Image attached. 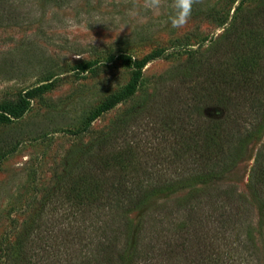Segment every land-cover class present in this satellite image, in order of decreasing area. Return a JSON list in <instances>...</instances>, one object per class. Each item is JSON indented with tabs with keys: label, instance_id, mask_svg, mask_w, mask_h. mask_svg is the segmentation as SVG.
Segmentation results:
<instances>
[{
	"label": "rangeland",
	"instance_id": "rangeland-1",
	"mask_svg": "<svg viewBox=\"0 0 264 264\" xmlns=\"http://www.w3.org/2000/svg\"><path fill=\"white\" fill-rule=\"evenodd\" d=\"M205 60L222 61L234 77L264 69V0H0V264H12L29 232L34 259L46 256L37 240L46 230L32 226L39 211L55 233L74 221L59 197L45 199L89 144L123 152L129 177L157 181L189 164L195 155L184 147L193 136L177 130L186 112L199 105L203 131L223 115L200 95L214 91ZM262 144L264 131L228 171L197 185L234 186L249 200L258 251L250 264H264V208L251 185ZM187 191L129 213L133 226Z\"/></svg>",
	"mask_w": 264,
	"mask_h": 264
},
{
	"label": "trees",
	"instance_id": "trees-1",
	"mask_svg": "<svg viewBox=\"0 0 264 264\" xmlns=\"http://www.w3.org/2000/svg\"><path fill=\"white\" fill-rule=\"evenodd\" d=\"M205 62L211 66L206 73L214 91L206 86L207 92L200 95L216 103L223 115L210 119L203 131L199 105L186 112L189 120L177 130L181 139L193 136L184 147L195 155L190 165L181 160L157 181L129 177L131 162L123 152L106 154L98 142L89 144L68 162L64 174L57 175V189L45 199L46 204L59 197L74 221L62 227L61 221L55 233L54 223L45 226L39 211L32 226L46 230L37 234L46 256L34 259L29 245L37 241L29 239V232L13 250L12 264H250L258 256L249 200L234 186L197 185L228 171L247 143L264 131V69L257 76L234 77L228 76L222 61L218 66ZM192 93L201 99L196 87ZM246 104L253 110L246 112ZM251 185L264 208V144ZM183 188H189L183 197L156 205L133 226L129 213Z\"/></svg>",
	"mask_w": 264,
	"mask_h": 264
},
{
	"label": "clouds",
	"instance_id": "clouds-1",
	"mask_svg": "<svg viewBox=\"0 0 264 264\" xmlns=\"http://www.w3.org/2000/svg\"><path fill=\"white\" fill-rule=\"evenodd\" d=\"M68 23H72V21H68Z\"/></svg>",
	"mask_w": 264,
	"mask_h": 264
}]
</instances>
